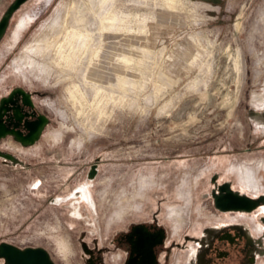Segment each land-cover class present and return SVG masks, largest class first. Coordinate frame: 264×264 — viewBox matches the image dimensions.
I'll use <instances>...</instances> for the list:
<instances>
[{
  "label": "rangeland",
  "instance_id": "rangeland-1",
  "mask_svg": "<svg viewBox=\"0 0 264 264\" xmlns=\"http://www.w3.org/2000/svg\"><path fill=\"white\" fill-rule=\"evenodd\" d=\"M15 87L48 121L0 139V242L82 264L73 192L104 231L162 199L177 237L213 220V175L264 189V0H26L0 35V97Z\"/></svg>",
  "mask_w": 264,
  "mask_h": 264
},
{
  "label": "flooded vegetation",
  "instance_id": "flooded-vegetation-1",
  "mask_svg": "<svg viewBox=\"0 0 264 264\" xmlns=\"http://www.w3.org/2000/svg\"><path fill=\"white\" fill-rule=\"evenodd\" d=\"M261 101L260 97L258 102ZM47 121L24 89L15 87L0 97V139L9 137L18 143H28ZM91 166L90 179L96 172L92 163L86 177L89 178ZM243 178L248 184L254 181L248 170ZM219 186L224 190L219 192ZM212 192L224 194L225 204L234 208L216 209ZM78 193L80 197L70 202V206L86 218L81 220L85 229L78 236L82 264H168L173 249L181 251V264H258L264 258V203L260 202L251 211L242 208L248 206L247 198H264V189L252 194L248 189L235 187L232 180L218 181L213 175L204 194L210 201L213 220L195 232L180 233L177 237L171 236L167 223L160 220L162 199H156L153 209L142 219H127L116 227L107 224L104 231L98 217L85 215L92 204L88 192Z\"/></svg>",
  "mask_w": 264,
  "mask_h": 264
},
{
  "label": "water",
  "instance_id": "water-1",
  "mask_svg": "<svg viewBox=\"0 0 264 264\" xmlns=\"http://www.w3.org/2000/svg\"><path fill=\"white\" fill-rule=\"evenodd\" d=\"M26 0H13L10 5L7 7L5 14L1 16L0 18V35L2 34L6 23L8 16L11 12L16 10L23 2ZM8 158V155H4ZM94 166V165H93ZM89 169L88 177L90 178L92 176L91 169ZM219 192L224 190L223 186L218 187ZM78 192H73V196H78ZM80 195V194H79ZM211 196L213 197V205L218 210H226L228 208H234L232 206H227L225 204V195L224 194H214L211 193ZM80 197V196H79ZM238 199V198H237ZM239 200H243L240 198ZM241 202V201H239ZM246 202L248 203L245 208L247 211H251L256 205H258L260 202L264 203V198L260 197L257 200H251L246 199ZM237 208V207H235ZM0 261L1 264H54L52 260L49 257V254L47 251L42 247H17L11 243L1 241L0 242Z\"/></svg>",
  "mask_w": 264,
  "mask_h": 264
},
{
  "label": "bare ground",
  "instance_id": "bare-ground-1",
  "mask_svg": "<svg viewBox=\"0 0 264 264\" xmlns=\"http://www.w3.org/2000/svg\"><path fill=\"white\" fill-rule=\"evenodd\" d=\"M73 8V7H72ZM71 11L70 10H68V13H69V16H70V13ZM68 16V15H67ZM68 16V17H69ZM72 17V16H71ZM64 18H66V17H64ZM66 21V20H65ZM64 29V25L63 24H61V25H59L58 27H57V30L55 29V32H54V34H53V39H50V40H48V38L46 37V36H43V38H42V40H41V43L45 46L43 49L45 50V52L48 54L49 52H50V50H51V47L53 48V50L55 51V53H56V49H55V45H56V42H55V36L58 34V33H61L62 32V30ZM62 35V34H61ZM64 36V35H63ZM44 50H42L43 51V54H44ZM40 52H41V50H40ZM43 69V68H42Z\"/></svg>",
  "mask_w": 264,
  "mask_h": 264
}]
</instances>
